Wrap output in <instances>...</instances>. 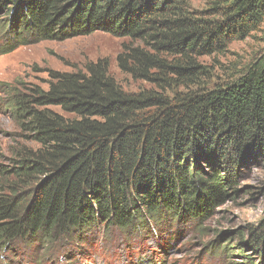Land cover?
<instances>
[{"label": "trees", "instance_id": "1", "mask_svg": "<svg viewBox=\"0 0 264 264\" xmlns=\"http://www.w3.org/2000/svg\"><path fill=\"white\" fill-rule=\"evenodd\" d=\"M263 22L264 0H0V55L103 31L129 41L120 71L152 86L124 91L101 59L51 72L46 89L4 88L3 110L37 147L0 168V248L209 217L245 151L264 153V57L212 85L197 60ZM248 232L239 243L264 264V218ZM229 245L216 248L240 252Z\"/></svg>", "mask_w": 264, "mask_h": 264}, {"label": "rangeland", "instance_id": "2", "mask_svg": "<svg viewBox=\"0 0 264 264\" xmlns=\"http://www.w3.org/2000/svg\"><path fill=\"white\" fill-rule=\"evenodd\" d=\"M189 1L197 9H204L208 2ZM128 43L125 38L96 31L60 41H39L0 55V168L10 165L21 148L37 147L3 110L6 86L26 88L34 84L46 89L51 72L83 70L90 62L106 59L110 75L124 91L152 87L118 68L116 57ZM263 57L264 22L244 40L233 41L223 52L201 56L197 61L206 69L205 81L212 85L243 73ZM244 158L238 166L236 188L229 191H233L231 198L201 222L184 219L169 228L166 222L154 227L147 221L149 228L139 234L100 227L99 231H83L81 236L63 235L49 244L12 242L0 248V264H247V259L258 264L256 254L239 242L247 240L249 227H257L264 218V153L249 155L247 150ZM226 241L240 252H220L217 244Z\"/></svg>", "mask_w": 264, "mask_h": 264}]
</instances>
